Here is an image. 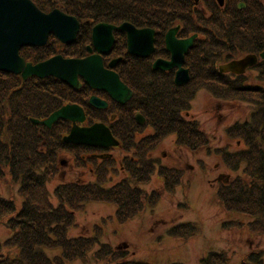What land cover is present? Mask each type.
Masks as SVG:
<instances>
[{
    "label": "trees",
    "instance_id": "obj_1",
    "mask_svg": "<svg viewBox=\"0 0 264 264\" xmlns=\"http://www.w3.org/2000/svg\"><path fill=\"white\" fill-rule=\"evenodd\" d=\"M42 11L61 9L81 23L80 34L71 47H63L57 39H50L42 48H24L20 51L26 62L37 64L55 55L82 56L85 54V32L95 23L131 22L136 27H152L162 32L180 24L183 36L201 33L210 44L199 37L187 56L192 79L184 87H176L169 79L164 84L150 83L136 75V80H123L134 91L133 102L149 117L154 133L137 140L132 132L142 133L133 120L125 119L119 140L124 156L121 166L127 177L111 188L103 184L116 175L114 160L95 166V183H64L54 189L58 205L50 199L47 182L59 171L61 153L75 156L78 167H84L82 154L86 148L63 141L72 123L60 120L51 129L34 125L31 119L43 120L66 104H86L84 88L73 89L58 79L30 78L0 73V180L10 176L19 183L22 207L15 200L0 195V226L12 232L0 243V264H70L87 260L93 252L98 264H150L136 260L122 245L115 248L101 243L103 228L96 227L92 236L69 237L68 230L75 224V213L90 202H105L116 207L119 224L133 220L148 208L154 209L161 200L160 192L146 193L142 185L152 176L163 181L166 192H172L182 183L184 171L158 165L152 151L175 135L176 145L197 155L202 151L220 156L232 171L242 175L221 184L218 202L227 212L243 214L251 221H230L224 226L247 227L252 236L264 235V60L255 67V74L235 76L219 72L220 63L229 62L247 54L264 53V0H226L220 8L215 0H203L204 8L189 0H32ZM244 4L243 9L239 8ZM46 5V6H44ZM148 79L152 73L147 67ZM250 75V76H249ZM149 81V80H148ZM150 82V81H149ZM206 89L213 98L227 102L247 103L253 106L250 119L237 122L227 129L231 139L243 142L245 148L230 152L227 148H213L208 133L196 120H189L185 112L197 91ZM131 121H128L130 120ZM128 132V133H127ZM89 150V149H88ZM199 232L194 223H181L169 229L177 239H189ZM18 249L12 258L2 248ZM97 248V249H96ZM45 250H60L50 257ZM226 253L211 252L201 258V264H227ZM241 264H264V249H252Z\"/></svg>",
    "mask_w": 264,
    "mask_h": 264
},
{
    "label": "rangeland",
    "instance_id": "obj_2",
    "mask_svg": "<svg viewBox=\"0 0 264 264\" xmlns=\"http://www.w3.org/2000/svg\"><path fill=\"white\" fill-rule=\"evenodd\" d=\"M191 2L194 4L193 1ZM225 4L226 0L220 8L225 7ZM194 5L204 8L203 0H200L198 5ZM243 6L245 7L244 4ZM51 11L48 10V12ZM197 33L206 41L203 34ZM208 40L206 44H210ZM226 63H220V65ZM256 66L248 69L245 74H255ZM252 111L253 106L250 104L217 100L206 89H201L195 94L188 112H185V117L200 123L201 129L211 138L213 148L226 147L228 151L236 152L244 149L245 146L243 142L229 138L227 129L237 122L243 123L249 120ZM143 133L147 135L151 133V129ZM113 153L117 162H120L124 155L128 156L120 148ZM151 156L156 159L158 165L183 170L182 183L172 192H166L163 181L154 174L150 183L142 185L141 189L146 193L160 192V202L154 209L148 208L125 224L117 222L116 207L113 204L87 203L83 209L75 213V224L68 230L69 237L92 236L96 227H102L104 231L101 243H109L115 248L122 245L130 251L133 258L150 264H201V258L211 252L226 253L229 259L227 264H241L252 249H264V235L252 236L246 226L244 228L224 226L230 221L237 220L245 223L251 221V218L243 214L225 211L217 199L221 184L242 175V170L228 169L222 158L214 153L202 151L197 155L191 154L176 145L174 135H168L152 151ZM62 161L64 164L59 166L58 173L47 182L49 196L54 205H58L57 198L54 196V189L57 186L64 183L89 184L96 181V176L89 173L88 169L85 174L84 167L76 165L73 154L61 153L58 162ZM115 167L120 168L119 165ZM126 177L127 174L120 170L116 175L107 178L103 186L111 188ZM19 188V183H15L9 175L0 180V195L15 200L18 210L23 202ZM181 223H194L199 232L189 239H177L171 236L169 229ZM11 236L12 232L2 224L0 243H4ZM1 252L10 253L13 258L17 255L18 249L9 250L4 247ZM45 252L48 256L54 257L60 253V250H45ZM70 264L98 263L94 260L92 252L87 260H77Z\"/></svg>",
    "mask_w": 264,
    "mask_h": 264
},
{
    "label": "water",
    "instance_id": "obj_3",
    "mask_svg": "<svg viewBox=\"0 0 264 264\" xmlns=\"http://www.w3.org/2000/svg\"><path fill=\"white\" fill-rule=\"evenodd\" d=\"M196 5L200 0H190ZM219 6L225 0H216ZM239 8H244L243 4ZM80 23L74 16L55 9L49 13L42 12L32 0H0V73H11L21 76L23 81L30 78L47 79L53 77L73 89H78L80 79L90 89L105 92L110 98L125 104L131 98V91L112 71L114 60L105 68L102 55H109L114 46V31L127 33L128 52L134 56L147 57L154 52V30L150 28L138 29L130 22H124L115 27L107 23L98 24L93 28L92 47L88 52L97 53L84 59L64 58L56 55L46 61L33 64L21 57L20 51L26 47H44L50 35L65 45L76 41ZM179 26L170 29L166 34V49L171 54V61L157 60L154 70L168 71L177 68L175 84L186 85L190 81L189 70L184 68L185 56L193 48L198 35L178 40L176 35ZM259 58L264 59V53L258 57L255 54L246 55L242 59L233 60L219 66L222 74L233 73L242 75L249 68L256 66ZM90 105L97 109H106L107 103L96 96L89 100ZM60 120L69 121L72 127L63 141L66 144L85 145L91 147L110 148L119 146L110 129L102 123L89 128H82L85 121L83 108L78 104H67L52 113L44 120L31 119L34 125H43L51 129ZM136 122L145 124V118L138 114Z\"/></svg>",
    "mask_w": 264,
    "mask_h": 264
},
{
    "label": "flooded vegetation",
    "instance_id": "obj_4",
    "mask_svg": "<svg viewBox=\"0 0 264 264\" xmlns=\"http://www.w3.org/2000/svg\"><path fill=\"white\" fill-rule=\"evenodd\" d=\"M120 25L121 24L114 23L115 27H118ZM177 26H179V30H178L177 35H176L178 40H184V39L191 37L194 34H198V33H190V34L188 33L187 36H183V33L185 31H183V27L180 24H177V25L169 28L164 33V35H161L162 32L158 29L148 27V26L141 27V28H150V29L154 30V52L150 56H147L144 58L134 56L128 52V47H127L128 36H127V33L122 32L120 30L114 31V37L116 39V42L114 44V52H112L108 56L103 57V63H104L105 68L110 70L108 66L114 60L115 65H114V68L112 71L114 72V74L119 76L120 80L131 91V98L125 104H121L118 101H116L115 99L113 100L105 92H99V91H95V90L90 89V87L84 82V80L80 79L81 85L79 87L84 88L85 94H87V92L89 93V91H90V94L86 98V102H85L86 104H83V106H81L84 110V113H85V121L83 123H81L80 126L82 128H89V127L93 126L94 124L102 123L110 129L112 135L114 136V139L119 142V146H114V147H110V148L91 147V146H85L84 145L86 150H85V153L82 154V159L84 161V173L85 174L87 173V169H88L89 173L95 175V169H96L95 166L102 165V163L104 161H107V160H114V164L120 166V168H117V167H115V168L118 169L119 171L120 170L124 171V169L121 166V162L124 158L120 159V162H117L114 158L113 152L118 148H120V150L123 151L122 143L119 140L122 132L119 133V131H122V129H124L127 126V122H125V119L133 117V120L135 121V123L138 126L137 129H142L143 132L147 131L148 129H151V133L146 135L143 132H142L143 134L139 133V132L135 133V131L132 132V130L130 128L129 132L134 134L133 135L134 139L141 140L142 138L149 137L154 133L152 126L148 124L149 117L147 116V114L142 112L140 106H137L136 104H134V102H133L134 91L128 84L125 83V81L123 80L124 76L129 77L130 80H136L137 79V78L135 79L136 75L142 76L144 79L147 80L146 81L147 88H150V83L164 84L169 79H172V82L174 83V85L176 87L181 88V87H184L187 85L186 84V85H182V86H177L175 84V76H176V73L178 71L177 68H174V69L168 70V71L154 70L153 69V65L157 60H162V61H166V62L171 61V59H172L171 54L166 49L165 39H166V34L168 33V31L170 29L176 28ZM93 27L89 28L85 32V36H86L87 40L92 33ZM137 28L141 29L139 27H137ZM51 38L55 39V36L52 35L50 37V39ZM87 45H86V52H85L84 56H78V58L84 59V58H87V57L97 53L96 51H93V53H89L88 49H87L88 48ZM91 45L92 44L90 43L89 46H91ZM195 45H196V40L194 42V46ZM190 50H189V52H190ZM187 56H188V54L185 56V62H184L183 66H184V68L189 70V75H190V80H191L192 79V70H191L190 66L187 64V61H186ZM72 58H73V56H72ZM238 59H241V58H235L233 60H238ZM259 61H260V59L258 60V62ZM149 66L152 70L151 71L152 73L149 74V79H148V72L149 71L147 70V67L149 69ZM249 69H252V68H249ZM92 96H96V97L100 98L101 100L105 101L108 104L107 108L101 110V109H97V108L91 106L89 100ZM138 114H141L145 118V124L144 125H139L136 122V115H138ZM131 119L128 121H131ZM175 139H176V136H175Z\"/></svg>",
    "mask_w": 264,
    "mask_h": 264
},
{
    "label": "bare ground",
    "instance_id": "obj_5",
    "mask_svg": "<svg viewBox=\"0 0 264 264\" xmlns=\"http://www.w3.org/2000/svg\"><path fill=\"white\" fill-rule=\"evenodd\" d=\"M26 48H38V47H26Z\"/></svg>",
    "mask_w": 264,
    "mask_h": 264
}]
</instances>
